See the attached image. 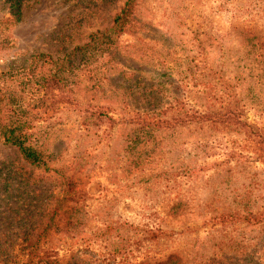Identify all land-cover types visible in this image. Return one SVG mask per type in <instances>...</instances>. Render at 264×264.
Listing matches in <instances>:
<instances>
[{"label": "rangeland", "instance_id": "374dc122", "mask_svg": "<svg viewBox=\"0 0 264 264\" xmlns=\"http://www.w3.org/2000/svg\"><path fill=\"white\" fill-rule=\"evenodd\" d=\"M17 1L0 0V264H264V218H225L264 213V0H130L120 31L126 0ZM179 101L240 124L130 122ZM18 124L43 163L3 141Z\"/></svg>", "mask_w": 264, "mask_h": 264}, {"label": "trees", "instance_id": "16d2710c", "mask_svg": "<svg viewBox=\"0 0 264 264\" xmlns=\"http://www.w3.org/2000/svg\"><path fill=\"white\" fill-rule=\"evenodd\" d=\"M15 7L19 6L18 1L14 3ZM132 4L130 0H126L122 7L113 17V27L120 31L129 20L131 14ZM18 8L12 12L14 17L18 16ZM53 81L56 79L52 78ZM59 80V78L57 79ZM235 117V123L240 124L238 120L239 115L235 110L228 108H220L218 110L199 111L192 107H186L183 101H179L177 105H168L158 108H144L136 110L130 115V122L136 125L137 130H144L147 132L158 131L163 129L172 128L177 125L192 124L195 122H208L212 125H227L231 118ZM22 125V124H21ZM2 127L1 136L5 143H8L16 148L22 158L29 164H41V158L38 152L33 147L26 143V135L21 134L20 126ZM17 131V132H16ZM224 218L223 215H218L216 218ZM233 221H244L246 223H255L264 218V213L258 215L251 214H227L225 218ZM176 257L173 255L166 256L163 260L153 261L151 263H138V264H175Z\"/></svg>", "mask_w": 264, "mask_h": 264}]
</instances>
